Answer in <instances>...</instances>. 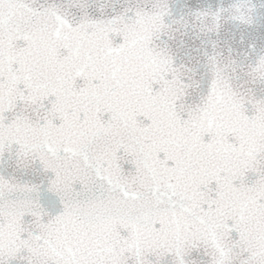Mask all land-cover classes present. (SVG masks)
Masks as SVG:
<instances>
[{
	"label": "snow or ice",
	"instance_id": "1",
	"mask_svg": "<svg viewBox=\"0 0 264 264\" xmlns=\"http://www.w3.org/2000/svg\"><path fill=\"white\" fill-rule=\"evenodd\" d=\"M0 264H264V0H0Z\"/></svg>",
	"mask_w": 264,
	"mask_h": 264
}]
</instances>
